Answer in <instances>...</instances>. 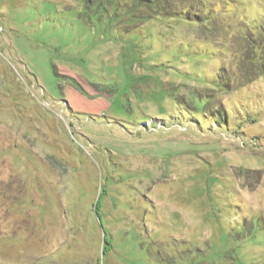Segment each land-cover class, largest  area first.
<instances>
[{"label":"rangeland","instance_id":"1","mask_svg":"<svg viewBox=\"0 0 264 264\" xmlns=\"http://www.w3.org/2000/svg\"><path fill=\"white\" fill-rule=\"evenodd\" d=\"M134 1L0 0V264H264V0Z\"/></svg>","mask_w":264,"mask_h":264},{"label":"trees","instance_id":"2","mask_svg":"<svg viewBox=\"0 0 264 264\" xmlns=\"http://www.w3.org/2000/svg\"><path fill=\"white\" fill-rule=\"evenodd\" d=\"M183 1L185 0H135L134 4L131 9L127 10L128 12H131L134 14V16H140L142 18H155L158 16H164V17H176L180 18L183 20L185 19L186 21L189 22H196V23H201L202 25H205L208 22H213L215 21L214 19H211L209 15L203 14L202 10L200 11L199 9L193 7V4H183ZM178 2V3H177ZM178 5H184L186 6L185 10H182ZM162 9H165L166 12H163ZM137 11H144L145 13H149L148 15H138L135 13ZM147 11V12H146ZM152 12H156V15ZM262 30V35L257 37L255 36L256 34L250 30L248 31L244 37L245 41L248 44L249 49L251 50L250 58H255V56L258 55L259 60L256 63V65L260 68V70H264L262 60H264V26L260 28ZM252 32V33H251ZM220 80H225V78L220 77Z\"/></svg>","mask_w":264,"mask_h":264}]
</instances>
